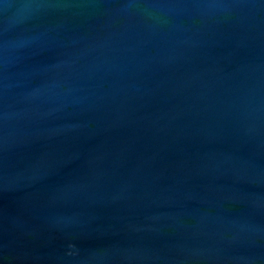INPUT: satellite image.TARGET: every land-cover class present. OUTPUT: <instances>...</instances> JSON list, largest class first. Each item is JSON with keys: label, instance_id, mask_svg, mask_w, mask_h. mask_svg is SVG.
<instances>
[{"label": "water", "instance_id": "1", "mask_svg": "<svg viewBox=\"0 0 264 264\" xmlns=\"http://www.w3.org/2000/svg\"><path fill=\"white\" fill-rule=\"evenodd\" d=\"M0 264H264V0H0Z\"/></svg>", "mask_w": 264, "mask_h": 264}]
</instances>
